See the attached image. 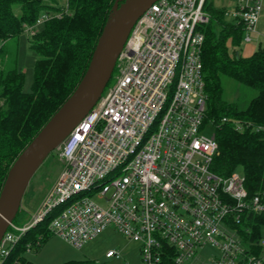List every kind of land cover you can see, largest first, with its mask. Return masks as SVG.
Here are the masks:
<instances>
[{"label": "built area", "instance_id": "1", "mask_svg": "<svg viewBox=\"0 0 264 264\" xmlns=\"http://www.w3.org/2000/svg\"><path fill=\"white\" fill-rule=\"evenodd\" d=\"M205 1L155 0L136 19L112 82L56 148L61 167L36 211L2 235L1 260L45 219L51 234L74 247L112 226L137 243L139 264H196L206 243L220 252L207 264H262L264 236L263 252H248L237 225L250 212H264V183L249 195L242 172L214 171L217 139L214 130L203 132L208 124L214 128L201 61ZM261 3L231 0L224 12L242 24L246 42L256 32ZM60 13L43 12L25 24L27 40ZM249 129L264 131V125ZM104 256L120 252L109 248Z\"/></svg>", "mask_w": 264, "mask_h": 264}, {"label": "trees", "instance_id": "2", "mask_svg": "<svg viewBox=\"0 0 264 264\" xmlns=\"http://www.w3.org/2000/svg\"><path fill=\"white\" fill-rule=\"evenodd\" d=\"M113 1L66 0L67 10L63 11L64 5L58 0H0V59L7 41L17 38L25 24L34 22L43 12H61L45 20L28 39L29 48L37 55L29 91L22 88V69L5 68L0 60V189L15 157L83 75ZM15 4L19 5L18 11L13 8ZM204 7L209 12V20L203 26L201 49L206 116L213 119L218 143L211 168L226 175L240 167L246 190L252 195L264 183V131L249 129L251 124L264 125V45L258 44L246 56L235 54L234 47L242 40V24L226 18L225 8L214 5L212 0H206ZM229 47L233 48L232 53ZM223 78L252 88L255 94L245 106L239 107L225 96ZM232 119L240 120L243 129H235ZM263 225L264 212H250L237 225L248 252H263L258 244L264 236ZM50 235L45 219L31 226L0 264H36L25 253L37 250ZM60 264L94 263L66 260Z\"/></svg>", "mask_w": 264, "mask_h": 264}, {"label": "rangeland", "instance_id": "3", "mask_svg": "<svg viewBox=\"0 0 264 264\" xmlns=\"http://www.w3.org/2000/svg\"><path fill=\"white\" fill-rule=\"evenodd\" d=\"M58 2L64 5L66 0H58ZM212 2L216 6L224 7L225 10H229L232 6L231 0H212ZM18 7V4L13 6L15 11H18ZM225 17L229 18L228 15H225ZM243 35L244 32L242 33ZM258 44L264 45V0L261 3L256 32L251 33V41L249 42L244 41L242 38L240 45L234 47L235 54H245L251 47ZM229 51L232 53L233 48L229 47ZM36 57V53L29 48L26 33L22 31L17 38L7 41L6 50L4 49V55L0 60L2 66L5 68L16 66L22 69L24 72L22 88L24 91H29L33 80V63ZM113 74L114 69L105 89L112 82ZM223 85L225 96L237 103L239 107L245 106L249 98L255 94L254 89L241 85L229 78H223ZM213 130V126L208 124L203 132L206 135H210L213 133ZM56 152V149L52 150L31 176L23 193L19 212L13 219L16 224L20 225L31 219L32 214L42 201L47 188L56 178L61 167V161ZM235 171L241 172V168L237 167ZM261 230L264 235V225ZM108 248H116L119 250L120 256L104 257ZM219 254L217 246L206 243L197 249L196 264H207L208 259L216 257ZM25 256L36 264H60L66 260H88L90 263L99 264L140 263L137 243L123 237L112 226L107 227L80 247H74L61 237L51 234L37 250L27 251Z\"/></svg>", "mask_w": 264, "mask_h": 264}, {"label": "water", "instance_id": "4", "mask_svg": "<svg viewBox=\"0 0 264 264\" xmlns=\"http://www.w3.org/2000/svg\"><path fill=\"white\" fill-rule=\"evenodd\" d=\"M153 1H113L83 75L7 170L0 189V239L19 210L31 176L97 101L133 24Z\"/></svg>", "mask_w": 264, "mask_h": 264}, {"label": "crops", "instance_id": "5", "mask_svg": "<svg viewBox=\"0 0 264 264\" xmlns=\"http://www.w3.org/2000/svg\"><path fill=\"white\" fill-rule=\"evenodd\" d=\"M251 41V40H250ZM247 42H249V41H247ZM256 48V46H253V47H251L250 49H249V51L247 52V53H245V54H241V55H249V54H251L253 51H254V49ZM109 249V248H108ZM105 257V256H104ZM106 258H109V257H106Z\"/></svg>", "mask_w": 264, "mask_h": 264}]
</instances>
